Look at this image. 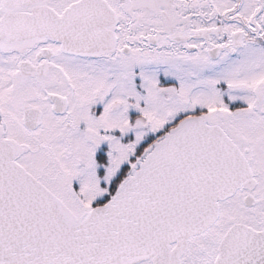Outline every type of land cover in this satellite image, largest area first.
<instances>
[{"label": "snow or ice", "instance_id": "obj_1", "mask_svg": "<svg viewBox=\"0 0 264 264\" xmlns=\"http://www.w3.org/2000/svg\"><path fill=\"white\" fill-rule=\"evenodd\" d=\"M0 264H264V0H0Z\"/></svg>", "mask_w": 264, "mask_h": 264}]
</instances>
